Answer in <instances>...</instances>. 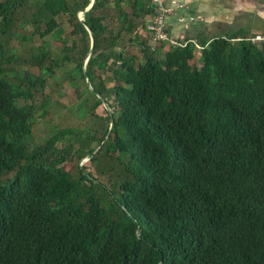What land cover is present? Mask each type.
<instances>
[{
	"label": "trees",
	"instance_id": "trees-1",
	"mask_svg": "<svg viewBox=\"0 0 264 264\" xmlns=\"http://www.w3.org/2000/svg\"><path fill=\"white\" fill-rule=\"evenodd\" d=\"M88 3L0 0V264H264V40L237 30L160 53L148 0H94L83 68ZM20 19L27 40L65 22L60 56L7 54ZM60 71L76 95L87 78L95 126L29 149L33 98ZM85 157L109 183L96 165L64 166Z\"/></svg>",
	"mask_w": 264,
	"mask_h": 264
},
{
	"label": "rangeland",
	"instance_id": "rangeland-1",
	"mask_svg": "<svg viewBox=\"0 0 264 264\" xmlns=\"http://www.w3.org/2000/svg\"><path fill=\"white\" fill-rule=\"evenodd\" d=\"M251 16L245 18V24L243 23V19L237 20L235 23H231L228 28L225 29V33H229V31L236 29L238 23L242 29H251L254 30L253 33H259L261 36L263 32L259 31V29H255L251 27ZM255 18L256 17H252ZM62 27L56 28L55 31L50 34L44 36L42 39L38 40L36 35L31 39H23L22 36L29 31H32L33 27L25 21V19H20L14 34L9 38L7 42V54H15L19 58H25L30 54V48L42 44L45 46L51 53V56L54 58H58L60 51V41L59 39L64 38V30L67 29L65 22L61 24ZM250 37V36H249ZM127 37L124 38L125 54H134L139 60H142V56L140 55L139 46L132 44L131 42L126 40ZM150 45L155 44L151 39ZM259 42V41H258ZM255 42V43H258ZM163 51L161 50L160 53ZM159 53V54H160ZM196 56H199V52L197 50ZM86 57V56H85ZM85 57L83 59V63L85 61ZM83 65V64H82ZM73 65L71 63H65L62 66L63 70L71 69ZM29 70L36 74L37 71L34 68H29ZM62 73L56 72L55 76L45 81V86L40 93H37L33 98V125L31 135L27 140L28 148H32L40 142L44 141L58 129L71 127L73 128V134L66 137V139H70L75 143L76 135L80 132H91L93 130L94 124V116L89 113V105L92 102V98L86 93V82L79 81L78 82V92L76 95L75 90L70 86L68 81L62 79ZM87 99L85 103H81V100ZM103 105L97 107L96 112L100 113V117H103L105 114L102 111ZM107 112V110L105 109ZM112 111V108H111ZM97 119V118H95ZM98 124V123H97ZM77 144V143H75ZM92 147L95 146L93 142L91 144ZM77 166H86V170H94V165L96 162L91 163L90 165L87 162V158H82L79 160H71L64 163L66 169L73 170L75 165ZM89 165V166H88ZM97 172L99 174V179L103 182H110L108 178V174L106 168L103 163H97ZM103 169L105 173L99 172V170Z\"/></svg>",
	"mask_w": 264,
	"mask_h": 264
},
{
	"label": "crops",
	"instance_id": "crops-1",
	"mask_svg": "<svg viewBox=\"0 0 264 264\" xmlns=\"http://www.w3.org/2000/svg\"><path fill=\"white\" fill-rule=\"evenodd\" d=\"M246 0H164L167 7L172 10L164 17V22L167 28L168 37L171 40H191L196 41H209L210 38L216 36H224L231 32L240 30L241 25L238 23L239 28L225 33V29L231 23L251 16V27L257 29L260 25L261 15L258 11L246 8ZM252 17H256L252 18ZM246 36L260 35L253 33L254 30L242 29ZM145 36L144 32L140 33ZM261 36V35H260ZM150 40V39H149ZM150 44V41H148ZM168 43H163L160 51L166 50ZM198 46H195V57Z\"/></svg>",
	"mask_w": 264,
	"mask_h": 264
},
{
	"label": "built area",
	"instance_id": "built-area-1",
	"mask_svg": "<svg viewBox=\"0 0 264 264\" xmlns=\"http://www.w3.org/2000/svg\"><path fill=\"white\" fill-rule=\"evenodd\" d=\"M151 12L144 19V32L150 34L154 43H168L169 46L181 44L180 41L171 40L168 37L167 28L164 17L170 13L171 8L167 7L164 0H148ZM248 40L251 42L261 41L260 36H250Z\"/></svg>",
	"mask_w": 264,
	"mask_h": 264
},
{
	"label": "water",
	"instance_id": "water-1",
	"mask_svg": "<svg viewBox=\"0 0 264 264\" xmlns=\"http://www.w3.org/2000/svg\"><path fill=\"white\" fill-rule=\"evenodd\" d=\"M94 3V0H89V3L87 4V6L83 9V11H80L77 13V19L83 24V27L84 29L86 30L87 34H88V38H89V51L87 52L86 54V57H85V61L83 63V68H84V65L89 57V54H90V50L92 49V46H93V35H92V32L90 31V28L84 24V21H83V12L84 11H87L88 9L91 8V6L93 5ZM85 82H86V85L88 86V88H91L90 85H89V82L87 80V78H85ZM98 98H100L98 95H96ZM101 104L103 105V107L107 110V114L109 116V121H108V128H107V132H106V135L105 137L103 138V141L106 139V137L109 135V133L111 132V128H112V123H113V118H112V111H111V108L101 99Z\"/></svg>",
	"mask_w": 264,
	"mask_h": 264
},
{
	"label": "flooded vegetation",
	"instance_id": "flooded-vegetation-1",
	"mask_svg": "<svg viewBox=\"0 0 264 264\" xmlns=\"http://www.w3.org/2000/svg\"><path fill=\"white\" fill-rule=\"evenodd\" d=\"M246 8L254 11H258L261 15L260 25L258 26L259 31L263 32L260 36L261 40H264V0H246Z\"/></svg>",
	"mask_w": 264,
	"mask_h": 264
}]
</instances>
